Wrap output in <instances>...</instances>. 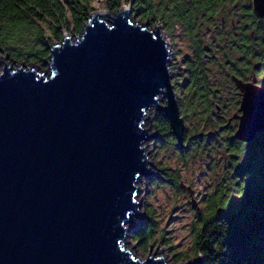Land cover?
Masks as SVG:
<instances>
[{
	"label": "water",
	"instance_id": "water-1",
	"mask_svg": "<svg viewBox=\"0 0 264 264\" xmlns=\"http://www.w3.org/2000/svg\"><path fill=\"white\" fill-rule=\"evenodd\" d=\"M252 11L264 17V0ZM100 12L49 47L47 71L24 62L0 71V264H168L125 240L139 215L137 181L150 173L147 109L165 100L182 147L170 50L159 28L133 21L130 4ZM233 79L234 136L251 142L264 133V88Z\"/></svg>",
	"mask_w": 264,
	"mask_h": 264
},
{
	"label": "rangeland",
	"instance_id": "rangeland-1",
	"mask_svg": "<svg viewBox=\"0 0 264 264\" xmlns=\"http://www.w3.org/2000/svg\"><path fill=\"white\" fill-rule=\"evenodd\" d=\"M88 1L93 9L92 12L98 10L108 11L106 0ZM247 1L250 4L252 2V0H227L221 6V11L226 18L223 29L216 28L220 25V14L214 17L208 29L206 24L209 22L199 23L198 38L211 45V53L215 56L217 62V65L210 62L205 65L207 82L211 87V109L207 116H201L200 113L204 109L202 106L195 108L193 105L188 104L186 91L182 89L184 87L182 84H185L187 78L186 67L182 61L192 54L191 43L182 25L176 22L174 27L166 28L162 25V21L155 22L149 18L143 20L132 14L130 9L134 22L147 24L149 29L159 28L168 43L170 50L168 67L171 83L178 106H181L179 114L182 115L184 124L183 135H186L184 136L185 140H182V145L186 147L179 148L177 144L172 142L171 136L167 135L166 131H160L158 126L153 124L157 113L165 114V100L161 101L160 108L153 107L149 111L146 127L152 136L147 139L145 147L147 149V159L150 162V165L148 164V172L150 173H145L138 183V198L141 204L137 207L139 215L132 216L130 223L127 224L129 232L125 240L127 248L132 249L131 251L142 259H145L147 255H155L164 258L168 264H177L186 263L199 257L201 263V255H195L194 253L192 230L198 222V217L206 214L209 205L216 202L220 197L221 189L218 191L217 189L225 186L228 204H236L239 200V196L234 190L237 178H244L243 182L248 184L252 180L260 179L261 173L264 172V166L261 167L260 172L255 169L261 164L260 156H255L254 159H257V162L253 163L248 157L247 148H244L242 153L228 151V143L231 138L233 140L234 138H230L228 133L217 131L222 117L216 116V104L214 103L217 98L214 94L223 99L233 95L232 84L226 79L228 69L220 61L224 55H231L233 58L237 56L235 52L234 56L222 49L223 45L227 47L228 43L231 42V37H225L224 43H219L217 42V33L229 32L232 27V19H235V27L238 29L237 21L239 22L240 12L234 10L233 5L235 2L238 6L240 3L246 5ZM123 5L127 6L128 4ZM44 27L46 28L45 37L48 40V47H51L55 42H60L63 36L71 35V37H75L79 34L75 31L67 33V30L59 27L62 30V38L56 40L49 34L47 26L44 25ZM48 55L44 63H36L35 60H33L35 62H25L12 58L10 54L0 49V71L3 69L4 63H10L12 67H15L24 62L25 66L34 68L38 72H44L48 69ZM223 104H226V111L222 113V116L224 117L223 120H226L238 105L237 103L232 105L226 102H223ZM183 114L187 115L183 117ZM215 130L217 132H214ZM189 142L190 145H188ZM233 148L236 147L231 146L229 149L232 150ZM232 154H234L235 159L230 156ZM245 167L250 172H247ZM179 183L190 186L192 194L188 190L181 189ZM191 200L195 201L199 213L192 206ZM138 227H140L143 234L148 236V233L152 234L153 230L152 237L147 239V248L146 242L138 244L133 239L134 232ZM135 238L138 239V237Z\"/></svg>",
	"mask_w": 264,
	"mask_h": 264
},
{
	"label": "trees",
	"instance_id": "trees-1",
	"mask_svg": "<svg viewBox=\"0 0 264 264\" xmlns=\"http://www.w3.org/2000/svg\"><path fill=\"white\" fill-rule=\"evenodd\" d=\"M226 1L106 0V7L110 12H115L123 4H130L132 14L136 17L162 21L166 28L174 27V23L178 22L182 24L189 39L197 38L200 41L195 32L196 26L194 27L198 14L205 9L214 11L218 2ZM92 11L88 0H0V49L20 61L44 63L49 53L44 25L54 39L61 40L62 30L59 27L67 30V33H80ZM256 34L260 38L264 32L257 29ZM248 36L247 34L243 37L247 46L241 44L245 61H249V68L256 66L251 63L252 60H259V63L264 65V41L259 44L261 50L257 51ZM204 59L205 55L201 53L187 58L192 75L196 70L203 68ZM195 87L192 83L189 86L190 91ZM196 93L201 94V97L205 90ZM153 124H156L160 131H166L172 142L179 146L163 113H157ZM246 148L253 163L257 162L254 157L260 156L261 164L255 168L260 172L264 166V134H260ZM243 150L244 145L237 152L242 153ZM233 155L231 157L235 159ZM243 180L244 178L239 177L235 183L234 190L239 196L236 204H228L225 186L219 187L217 191L221 189V195L218 200L209 205L206 214L198 217V222L192 230V239L195 255L200 254L202 258L199 264H264V172L261 173L260 179L252 180L248 184ZM148 234L149 236L143 234L138 227L133 239L138 244L146 242L147 248V239L152 237L153 230L152 234Z\"/></svg>",
	"mask_w": 264,
	"mask_h": 264
},
{
	"label": "flooded vegetation",
	"instance_id": "flooded-vegetation-1",
	"mask_svg": "<svg viewBox=\"0 0 264 264\" xmlns=\"http://www.w3.org/2000/svg\"><path fill=\"white\" fill-rule=\"evenodd\" d=\"M234 1V0H232ZM226 3V2H218L216 5V9L214 11H210L208 9L202 10L200 11V13L198 14L197 17V24L195 23L194 27L196 26V34H197V29L199 27V23L203 22H209L208 24H206V28L208 29L209 24L212 23V21L214 20V17L218 14L221 15L220 17V25L216 26V28L219 29H223L225 26V21L226 18L224 16V14L221 11V6ZM233 9L237 10L240 12V18H239V22L238 23V29H236L235 27V19L231 20V30L227 33L224 32H218V40L217 42H222L224 43V39L225 37H231V42L228 43L227 47L225 45H223L222 49H225V52H229L232 53L234 55V52L237 54V56H235V58H233L231 55H224L222 57V60L220 62H223L225 68L228 69V71L226 72V79L229 80L230 84H232L233 87V95L228 97L227 99H223L222 97H219V95L214 94V96H216L217 98L215 99V108H216V116H221L222 120H221V124L219 125L217 131L219 132H224V133H228V135L234 138V140H232V138L230 139L228 146L229 148L231 146H235L236 148L234 149H229L228 151H240L242 146L244 145V148L247 147V145L251 144V142H253L257 137H255L254 140H252L251 142H245L242 140H239L237 138H235L234 133L235 130L237 128L238 125V116H240V113L238 112V107L239 104L241 102V94L239 91V88L236 86L235 81L233 78H236L238 80H241L243 82H249V83H253L254 85H257L259 87L264 88V65H261V63H259V60H252L251 63L256 64V66H252L251 68H249V61H245L244 55L241 51V44L247 46V44H245L243 42V37L244 35L247 36V34L249 35V40L252 43V46L258 51L261 50V47L259 44H262L264 41V35H260L258 38V34L257 33V29L260 31L264 32V17H262L261 19L257 18L253 11H252V2L251 4L247 1L246 5L243 4H238L235 2L233 5ZM182 25V24H181ZM215 32V31H214ZM191 45V51L192 54L191 56H187L183 59L182 63L183 65H185L186 70L185 73L187 75V78L185 80V84H182L184 87L182 89H184L186 91L187 97L186 100L188 102V104L193 105L195 108L202 106L204 109L202 110V112L200 113L201 116H207L209 115L210 112V105H211V87L207 82V74H206V68L205 65L206 63H215L217 65L216 62V58L215 56L211 53V45L204 43L203 41H199L197 40V38L195 40L189 39ZM204 44V45H203ZM249 44V42H248ZM206 45V46H205ZM196 53H201L205 55V59H204V65L202 69L196 70L194 72V75H192L190 67L187 65V58H191L192 56H195ZM227 58V59H225ZM255 78V82L252 81V79ZM195 84L196 87L195 89H193V91H190L191 89L189 88V86L191 84ZM202 89L205 90V93L202 94V96L200 97L201 94H197L196 91H202ZM234 101V102H232ZM223 102H226L227 104H232L234 105L235 103H237V107L235 109V111L227 117L226 120H223V116L222 113L226 111V104H223ZM181 106L179 105V108ZM185 115L187 114H183V117H185ZM182 116V115H181ZM180 116V117H181ZM216 130L214 132H217ZM230 132V134H229ZM260 134H264V133H258V135ZM257 135V136H258ZM185 134L183 135V139L185 140ZM201 138V137H200ZM205 138V137H204ZM191 140V139H189ZM186 147L185 145H182V148ZM189 147V146H188ZM231 156V155H230ZM231 164V163H230ZM231 170V168H230Z\"/></svg>",
	"mask_w": 264,
	"mask_h": 264
},
{
	"label": "bare ground",
	"instance_id": "bare-ground-1",
	"mask_svg": "<svg viewBox=\"0 0 264 264\" xmlns=\"http://www.w3.org/2000/svg\"><path fill=\"white\" fill-rule=\"evenodd\" d=\"M100 13H105V14H106L105 11L100 12ZM103 16H104V15H103ZM151 109H152V108H151ZM151 109H147V114H149V111H150ZM256 137H257V135H256ZM145 151H147L146 147H145ZM147 161H148V160H147ZM148 164L150 165V162H149V161H148ZM137 185H139V184H138V181H137ZM138 193H139V192H138ZM138 197H139V196H138ZM138 200H139V199H138ZM140 205H141V204H140ZM134 215H135V213H134ZM129 219H131V217H130ZM130 221H131V220H128L127 224H129Z\"/></svg>",
	"mask_w": 264,
	"mask_h": 264
}]
</instances>
